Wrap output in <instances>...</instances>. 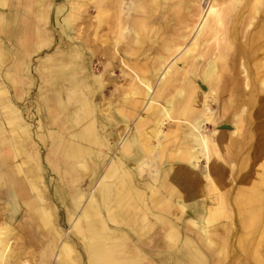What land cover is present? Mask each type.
Here are the masks:
<instances>
[{
	"label": "bare ground",
	"instance_id": "obj_1",
	"mask_svg": "<svg viewBox=\"0 0 264 264\" xmlns=\"http://www.w3.org/2000/svg\"><path fill=\"white\" fill-rule=\"evenodd\" d=\"M68 3L69 57L44 71L55 91L43 101L62 116L36 136L58 152L45 161L62 166L69 230L38 188L43 158L8 68L0 264H213L226 248L222 264H264V0ZM30 24H17L19 40L45 31Z\"/></svg>",
	"mask_w": 264,
	"mask_h": 264
},
{
	"label": "rangeland",
	"instance_id": "obj_2",
	"mask_svg": "<svg viewBox=\"0 0 264 264\" xmlns=\"http://www.w3.org/2000/svg\"><path fill=\"white\" fill-rule=\"evenodd\" d=\"M15 15H17V10L19 9V5L23 3V0H15ZM64 0H62L63 2ZM72 1V0H71ZM80 1V0H77ZM9 0H0V72H4L8 68H12L16 72H18L19 79L21 83L20 86L17 87V90L22 93L23 100L19 102L20 106L24 107L28 105V109L31 112L32 117L28 120V123L31 125L30 129L33 132L34 140L38 143L39 152H40V161L43 158L44 171L42 179L39 180L38 188L44 189L45 197L47 201L50 203L52 207L56 209L57 218L56 221L60 225V227L64 229V231L69 230V223L65 214V206L62 204V200L65 197L60 196V192L65 188L67 190L66 184L62 182V166L48 164L45 161V156L51 153L49 147H51V142L46 138L44 141L46 143H42L41 140L36 136V130L40 133L47 134L50 130H54L56 127L52 124L54 120L62 116V113L57 114L58 112L55 107V101L46 103L43 101V98L46 96H50L55 90H50V84L45 81L44 78L48 76H44V71L47 72L49 65L56 64L59 62L66 61V58L69 57L70 52H68V48L64 47V42L66 39L62 37V20L69 13L71 5L68 3L60 9L57 6L53 5L51 0H31L30 6L31 9L26 12L24 15V19L22 18L21 22L15 16L12 19L11 14V6ZM46 5L45 8L42 7ZM21 10V9H19ZM94 14V10L89 14V18ZM88 18V19H89ZM34 19L33 23L30 22ZM91 21V20H90ZM24 23L25 25L30 24L32 30L41 28L45 31L43 33H35L33 31L28 30V28H24L27 31V41L19 40L16 38V30L17 24ZM51 24V26H50ZM89 24V23H87ZM91 30V27L88 26L87 32ZM77 33L72 32V36L76 37ZM30 37V38H29ZM78 40L74 39L71 41V44H74ZM94 65V74L99 75L101 73V69H98V60L92 61ZM18 64L19 66H16ZM26 64H28L26 73V68H23ZM116 75L119 74V71L115 72ZM4 78V77H3ZM6 79V78H5ZM3 90L7 92L8 95L14 94V89L8 88L7 86L2 87ZM11 90V91H10ZM110 88L107 89L106 93ZM6 93H1L0 95H4ZM1 97V96H0ZM53 106V108H52ZM49 107L54 112V118L50 121L51 115L49 111ZM216 105L211 103V108L214 109ZM257 106L248 105L245 106L247 110L255 111ZM57 111V112H56ZM26 116V115H25ZM62 118V117H61ZM38 121L42 123L43 127L38 128ZM225 124L229 125L228 122ZM39 129V130H38ZM206 131L212 130V127L209 124H206ZM57 150L52 149L51 156L54 159H57ZM55 163V162H54ZM56 163L60 164V162ZM200 168H204V161L200 160L197 164ZM67 199L70 198L66 197ZM198 202V201H197ZM196 203L199 205V203ZM2 204H0L1 208ZM3 208V207H2ZM16 223L21 225L23 223L24 213L18 212L16 214ZM182 218L184 220H188L190 217L183 214ZM195 218L192 220L194 221ZM63 223V224H62ZM187 225H190V222L187 221ZM182 230L185 228L184 225L181 226ZM194 230V229H193ZM196 231V230H194ZM196 233V232H194ZM19 242L16 241L15 244ZM226 256H228L225 260L216 261L215 259L211 260L213 264H222L230 261L231 259V249L226 248ZM154 260H159L158 258ZM35 262V261H34Z\"/></svg>",
	"mask_w": 264,
	"mask_h": 264
},
{
	"label": "crops",
	"instance_id": "obj_3",
	"mask_svg": "<svg viewBox=\"0 0 264 264\" xmlns=\"http://www.w3.org/2000/svg\"><path fill=\"white\" fill-rule=\"evenodd\" d=\"M11 3H10V6H11V14H12V19L14 18V16L19 19V18H23L24 19V15H26V12L25 11H28L31 9V6H30V2L31 0H23V3L21 5H19V9L21 10H17V15L16 12H14L13 9H15V4H16V1L15 0H9ZM53 2V5L54 6H57L58 9H60L62 7V0H51ZM32 10V9H31ZM18 35H16V38H17Z\"/></svg>",
	"mask_w": 264,
	"mask_h": 264
}]
</instances>
